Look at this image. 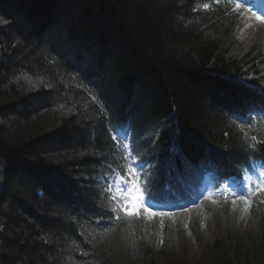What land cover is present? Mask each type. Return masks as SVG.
<instances>
[{"label":"trees","instance_id":"trees-1","mask_svg":"<svg viewBox=\"0 0 264 264\" xmlns=\"http://www.w3.org/2000/svg\"><path fill=\"white\" fill-rule=\"evenodd\" d=\"M243 8L0 0V264H264V228L163 259L143 215L125 233L111 187L129 164L116 129L149 166L151 201L190 202L204 174L220 184L264 162V117L247 119L264 112V41L241 43Z\"/></svg>","mask_w":264,"mask_h":264},{"label":"rangeland","instance_id":"rangeland-1","mask_svg":"<svg viewBox=\"0 0 264 264\" xmlns=\"http://www.w3.org/2000/svg\"><path fill=\"white\" fill-rule=\"evenodd\" d=\"M262 9L264 6L258 0L250 9L253 16L238 31L244 47L260 39L264 41V21L259 17ZM44 117L45 114L42 115ZM121 139L128 143L129 137L121 134ZM131 169L134 171L129 172L128 179H118L116 182L115 188L124 211L120 224L126 230L125 233L129 231L128 236L136 234L139 223L130 225L129 217L141 212L146 217L148 241L165 260L175 256L198 260L205 255V247L214 241L215 236L225 234L228 229L237 230L247 246L264 228V170L261 167L246 178L244 184L229 183L215 191L206 188L200 204L174 211H167L147 201L140 188V179L145 173L143 165L134 160ZM118 187L126 188L127 191L121 195ZM124 219L129 225L125 224Z\"/></svg>","mask_w":264,"mask_h":264},{"label":"bare ground","instance_id":"bare-ground-1","mask_svg":"<svg viewBox=\"0 0 264 264\" xmlns=\"http://www.w3.org/2000/svg\"><path fill=\"white\" fill-rule=\"evenodd\" d=\"M207 4V3H206ZM206 4L204 5V6H201V10L202 11H204L205 9H207L206 8ZM191 27V26H190ZM22 60V59H21ZM19 58H16L13 62H16V63H14V64H18L20 61H21ZM243 79V81L245 82V79L244 78H242ZM249 142L251 141V139H247ZM246 144H248V143H246ZM245 143H244V146L246 145ZM248 150V148L247 147H245V149H244V151H247ZM103 159V158H102ZM2 232V229H0V233Z\"/></svg>","mask_w":264,"mask_h":264},{"label":"snow or ice","instance_id":"snow-or-ice-1","mask_svg":"<svg viewBox=\"0 0 264 264\" xmlns=\"http://www.w3.org/2000/svg\"><path fill=\"white\" fill-rule=\"evenodd\" d=\"M113 139H115V137H114ZM129 171H134V170L131 169V167H130V168H129ZM120 179H121V180H124V177H120ZM125 182H127V181H125ZM117 190L121 192V195H123L124 192L127 191V189H126V188H123V187H118ZM113 199H116V197H113ZM125 210H127V209H125ZM129 214H131V213H129ZM153 215H154V214H153Z\"/></svg>","mask_w":264,"mask_h":264}]
</instances>
